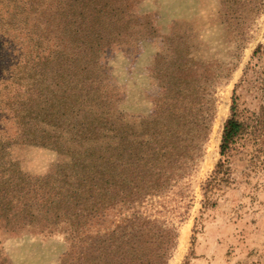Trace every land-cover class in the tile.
<instances>
[{
  "label": "trees",
  "instance_id": "1",
  "mask_svg": "<svg viewBox=\"0 0 264 264\" xmlns=\"http://www.w3.org/2000/svg\"><path fill=\"white\" fill-rule=\"evenodd\" d=\"M141 1L0 0V236L62 232L70 248L61 264H169L192 207L190 179L206 154L216 89L234 69L205 56L193 29L161 33L134 10ZM238 2L221 1L226 35L241 31ZM142 40L159 44L149 74L158 94L149 116L133 118L117 106L106 57ZM258 80L260 113L233 91L200 214L231 183V152L249 123L260 119L264 135V69ZM23 146L62 160L30 174L14 155Z\"/></svg>",
  "mask_w": 264,
  "mask_h": 264
},
{
  "label": "rangeland",
  "instance_id": "2",
  "mask_svg": "<svg viewBox=\"0 0 264 264\" xmlns=\"http://www.w3.org/2000/svg\"><path fill=\"white\" fill-rule=\"evenodd\" d=\"M221 1L142 0L134 8L137 14L150 16L149 23L161 33H168L174 25L193 29L204 42L201 51L205 56L214 54L227 66L234 65L230 77L216 89L206 154L190 179L192 207L178 226V244L169 264H264V135L260 119L249 123L237 138L230 157L231 183L223 188L216 207L200 214L201 185L220 159L221 132L230 116L233 91L250 111L258 112L262 100L258 72L264 69V56L254 57L252 52L258 45L264 47V3L258 13L260 0L238 2L244 14L234 25L241 30L237 36L236 32L226 35L223 29L225 24L218 15ZM158 46L142 40L134 51L116 50L106 57L111 86L119 94L114 95L119 99L117 106L130 117L149 116L154 108L158 90L149 74ZM14 155L33 175L49 172L62 160L54 150L39 146L18 147ZM0 239L6 264H61L70 248L62 232L34 231L1 235Z\"/></svg>",
  "mask_w": 264,
  "mask_h": 264
}]
</instances>
